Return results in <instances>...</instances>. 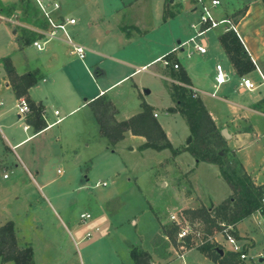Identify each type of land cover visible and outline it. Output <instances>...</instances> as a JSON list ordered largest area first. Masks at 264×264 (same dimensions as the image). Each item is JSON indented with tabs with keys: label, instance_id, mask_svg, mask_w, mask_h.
<instances>
[{
	"label": "rangeland",
	"instance_id": "1",
	"mask_svg": "<svg viewBox=\"0 0 264 264\" xmlns=\"http://www.w3.org/2000/svg\"><path fill=\"white\" fill-rule=\"evenodd\" d=\"M55 1L60 3L64 13L74 10L80 16L86 29L82 36H73L75 41L84 35L87 37L97 24L104 45L113 40L117 42V37L114 39L113 36L116 31L111 36L104 31L106 24H116L113 18L95 22L90 20L89 10L81 5L80 0ZM236 1L223 0V3L232 7ZM98 6L106 11L117 7L110 0H95L88 5L90 10ZM140 7L146 9L143 4ZM16 13L19 17H15L19 19L21 13ZM0 14L7 16L1 8ZM198 20L199 10L179 12L177 19L167 25L170 32H174L169 45L194 35L192 25ZM150 22L146 20L147 24ZM89 23L94 26L88 27ZM131 23L132 20L126 17L122 25ZM223 28H215L208 35L221 33ZM14 29L20 35L19 24L0 17V60L10 53L23 54L19 51L20 41L13 34ZM128 30L135 32L131 26ZM188 47H185L184 54L182 50L175 54L185 65L197 59L196 54L187 57ZM144 48H148L147 43ZM24 50L31 56L37 53L33 45ZM158 66L162 64L149 65L148 69L130 76L129 80L115 85L108 95L118 109L117 118L120 120L141 111L142 100L152 104L159 113L158 120L171 137L173 147L184 148L191 135L190 129L182 114L166 113V108L174 104L169 90L173 80L162 76L161 70L159 74ZM3 73L4 67L0 63V79ZM99 81L106 86L110 80ZM83 83L89 82L86 79ZM58 107L62 110L61 116L66 115L64 121L42 137L26 142L17 151L6 150L3 141L7 143V139L0 134V149L6 160L4 163L0 161V226L8 221L14 222L17 248L32 247L34 264H132L130 252L133 247L150 252L153 264H172L181 253L179 227L169 217L172 213L185 212L189 206L214 207L231 194L232 189L222 177L219 166L198 162L185 149L177 153L171 149L141 150L140 145L145 139L130 133L111 146L100 136L96 126L77 128L78 120L87 121L84 114L87 118V115L93 116L90 107L74 115ZM13 113L14 110L11 115ZM2 119L0 116V124ZM87 122L91 124L94 118ZM14 130L19 136L24 134L22 125L15 126ZM51 137L52 146L48 149L46 139ZM260 137L261 134L249 133L242 135L239 141H233L239 147L237 158L244 164L247 162L249 170L255 173L264 171V147ZM42 138L45 142L40 141ZM49 151L56 156L47 159L45 156ZM232 158L229 153L227 160ZM33 163L40 165L41 174L46 172L45 180L36 173ZM16 170L22 174L17 175ZM45 181H49L48 184ZM82 213H90L91 218L82 220ZM186 218L195 229V235L186 240L192 248L209 240L229 250L219 229H212V234L208 235L204 223L191 221L189 216ZM244 221L240 229L234 227L248 255V259L242 262L264 264V217L250 216ZM155 243H158L156 247ZM183 262L207 264L196 249L187 252L175 264Z\"/></svg>",
	"mask_w": 264,
	"mask_h": 264
},
{
	"label": "crops",
	"instance_id": "2",
	"mask_svg": "<svg viewBox=\"0 0 264 264\" xmlns=\"http://www.w3.org/2000/svg\"><path fill=\"white\" fill-rule=\"evenodd\" d=\"M15 1L16 0H0V8L2 5H10ZM93 1L95 0H80L81 5L85 6L86 9L90 11H88L87 14L90 20H94L95 22L99 20L109 21L113 18V20L116 21V24L114 25L109 23L106 24L104 26V31L109 36L116 31L113 36L114 39L117 37V42L116 40H113L108 45H104L101 35L98 34L99 27L96 24L95 30H92L91 32L89 31L90 33H87L89 34L87 37L84 35L85 38L82 37L78 42L76 41L78 44H81L86 48V56L83 59L73 53L72 46L62 35L58 39L49 41L43 50L36 48L33 43L29 44L37 49V53L34 56H31L26 50H24L28 45L23 44V42L19 40V31L15 29L13 30V34H15L20 41L19 51L23 54L19 56L20 54L10 53L5 56L11 57L18 74L32 72L36 69L40 70L43 74V79L29 88V98L37 104L42 105L44 118L48 126L41 131H36L32 125H29L27 123V117L19 116L17 112L16 102L19 97L16 96L12 85L9 88H4L0 92V99L4 101V105L0 107V116L3 117L2 123L0 124V134L7 139V143L3 141L6 150L17 151V149L21 148L26 142L42 137L53 127L62 123L66 115L61 116L62 110L58 106H61L71 115H74L87 107L91 108L90 102L98 96L106 95L109 97L108 93L115 85L125 80H129L130 76L143 70L144 66L157 65L160 63L155 62L157 58L168 54L176 44L175 43L172 46L169 45V39L174 32H170L167 25L177 19L179 12L197 11L194 10L192 2H179L177 0H110L116 4L117 7L106 11V9L98 6L95 10H90L88 5ZM221 1L222 6L220 7L219 12L228 16L238 10L247 8L245 13L238 17L236 27L238 36L243 42L256 67L255 70L244 76L252 79L257 84V89L250 91L242 86L241 82L242 77L244 76H240L237 73L233 63L230 61L227 53L222 47L219 41L220 33L208 35L212 30L209 31L207 33V52L205 54L194 52L189 58H192L194 54H196L197 59L188 65L182 63L177 55L175 56V54H173V56L181 63V67L186 69L191 80V87L205 103L217 126L221 130L223 128L228 130L230 134V138L226 139L228 146L238 155L239 147L237 148L233 141H239L244 134H261L260 140L263 139L262 146L264 147V0H237L232 7L223 3V0ZM142 4L146 6V9L140 7ZM166 9H179L180 11L174 17L165 20L164 14ZM16 12L19 11H15L10 16L0 14V17L9 18L15 15L19 17ZM56 13L64 17H75L77 19V23L70 26L72 36L80 37L84 34L83 32L86 28L82 24L80 16L75 13L74 10L69 13H64L61 6V9ZM145 16L148 18L146 20H151L150 23H146ZM126 17H128L129 20H132L131 25H122L123 19ZM15 18L20 23V26H26L37 31L48 28V24L46 28H40L23 22L20 18ZM153 20H156L157 22ZM89 25L88 27H93L94 23H89ZM129 26L135 29V32L128 30ZM180 40L181 39H178V42ZM146 43L148 44L147 49L144 48ZM182 54H184V52H182ZM217 64L223 65V68L229 77L228 81L220 86L216 83ZM157 70H159V74L162 71V76L173 80L171 76L167 75V68L163 65L158 66ZM86 79L89 82L87 84L83 83ZM100 79L110 81H108L109 83H107L106 86H102L99 81ZM0 81H10L5 70ZM214 92L217 93L216 96L213 95ZM219 92L221 94H219ZM7 104H11V106ZM171 106H175V102ZM167 108V114L180 113L168 112ZM13 110L14 113L11 115ZM56 110H59V115L55 114ZM154 111V114H157L156 117L158 119L159 113L155 110V107ZM92 115L94 122L89 124L87 121H89V119L92 120L93 118L90 117V115H87V118L84 114V118H86L87 121L84 119L78 120V124L76 125L77 128L79 129L86 125H93L99 130V125L93 111ZM59 118L60 121H57ZM17 125L23 126L24 134L19 136L14 130V127ZM30 130H32V133H28ZM165 131L169 139H171L168 131ZM139 137L145 139L143 136ZM41 140H43V138L40 139V141ZM42 142L45 141L43 140ZM46 146L48 149L52 146V137L46 139ZM39 149H41V146ZM3 155L4 152L0 149V161L4 163L6 160ZM16 155L20 161H22L21 155L17 152ZM53 155L49 151L45 157L50 159L51 157L56 156V154ZM33 164L36 173L45 180L46 172L44 171L41 174L40 165ZM243 165L257 184L264 183V171L255 173L249 170V164L247 162H245V164L243 163ZM16 167L19 168V165H16ZM15 172L17 175L22 174V172H19L18 170ZM5 174L6 173L3 175L4 177ZM48 182L49 181H45V184H48ZM187 208L196 207L189 206ZM252 216L259 219V217H264V214L255 213ZM245 222L246 221L243 220L235 227L240 229L241 225ZM236 238L242 245H244L241 241V237L236 236ZM194 249L197 250V248H191L187 250V252L193 251ZM187 252L185 255H187ZM201 255L204 262L207 264H215L203 254ZM177 260H179V257L176 258L172 264H175ZM182 264L185 263L183 262Z\"/></svg>",
	"mask_w": 264,
	"mask_h": 264
},
{
	"label": "trees",
	"instance_id": "3",
	"mask_svg": "<svg viewBox=\"0 0 264 264\" xmlns=\"http://www.w3.org/2000/svg\"><path fill=\"white\" fill-rule=\"evenodd\" d=\"M247 8L230 14L234 22ZM1 11L10 16L15 11L21 13V21L30 25L46 28L47 21L41 15L34 0H17L10 5H2ZM180 10H165L164 19L174 17ZM42 34L26 26H20L19 40L23 44H32ZM219 41L233 63L240 76L255 70V64L246 50L243 42L234 30L221 32ZM175 61L178 59L173 58ZM4 70L10 80L16 96H25L30 104L31 112L27 116V123L36 131L45 129L48 124L43 117V107L29 98V88L43 79V74L36 69L32 72L18 74L10 56L1 58ZM167 75L173 82L169 90L175 106L167 108L168 112H180L186 119L190 129L189 143L184 148L175 149L166 131L154 114V107L145 100L141 101V111L133 116L118 120V109L112 100L101 95L90 102L91 109L99 125V134L108 140L109 145L115 146L123 140L126 133L145 137L140 149H171L174 153L183 149L189 151L198 162L217 164L222 177L229 183L232 192L220 204L214 207L202 205L188 208L183 212L191 221H199L206 225L207 234L212 229H220V223L236 226L255 213L264 214V184H257L251 174L245 169L242 161L237 158L234 150L230 149L221 129L217 126L205 103L199 95H195L191 87V80L184 67L167 69ZM233 158L227 160L228 154ZM233 234L237 236L236 231ZM161 241L164 239L161 238ZM165 242V241H164ZM166 243V242H165ZM167 244V243H166ZM158 243H155V247ZM190 245V243H189ZM174 246V244H173ZM191 247V245H190ZM197 250L215 264H243L240 255L230 250H224L216 243L206 241ZM222 251V252H221ZM133 264H153L152 254L138 247L131 249ZM13 262L14 264H34L32 247L17 248L15 224L8 221L0 226V264Z\"/></svg>",
	"mask_w": 264,
	"mask_h": 264
},
{
	"label": "built area",
	"instance_id": "4",
	"mask_svg": "<svg viewBox=\"0 0 264 264\" xmlns=\"http://www.w3.org/2000/svg\"><path fill=\"white\" fill-rule=\"evenodd\" d=\"M37 6L40 9L42 16L45 18L48 24L47 29L38 30L42 37L36 39L33 42V45L39 50H43L45 45L53 40L58 39L61 35L64 36V39L72 46L73 53L78 55L80 58H85L86 56V48L78 44L74 39L70 32V26L77 23V19L75 17H64L56 12H58L61 8V5L58 1L55 0H34ZM179 2H192L194 5V10H199V20L194 23L192 26L194 28L195 34L190 36L188 39L182 41L180 40L178 44H176L173 49L166 55L157 58L155 62H160L165 68H174L179 69L181 67V63L177 60L175 61L172 56L176 54L179 50L182 52L185 50V47H188L186 52L187 56L190 57L194 52H199L201 54H205L208 50L207 46V33L215 28H219L223 26V31L234 30L237 32L236 23L233 18L226 14H221L219 12L220 7L222 6L221 0H177ZM2 17V16H1ZM4 18V17H2ZM10 22L15 24H20L15 16H11L9 18H5ZM238 34V33H237ZM148 69V66H144L143 70ZM217 74H216V83L218 86L224 84L228 81L229 77L222 64H217L216 66ZM264 81V78H263ZM242 86L250 91H254L257 89V84L247 76L242 77ZM11 87L10 81H0V92L4 88ZM194 94L197 95L195 90ZM214 96L217 95L216 92L213 93ZM4 105V101L0 99V107ZM16 109L19 116L27 117L31 112L30 104L28 99L25 96H21L17 98ZM56 115H59V110L55 111ZM155 116L157 114L155 113ZM44 117V113H43ZM60 121V118L57 120ZM7 177V175H5ZM264 184V183H260ZM264 203V197H263ZM259 213V212H258ZM91 218L90 213H82L81 219L86 221ZM170 221L175 223L179 227L178 231V241L180 243L179 249L180 253L178 257L183 259L187 250L191 249L189 243L186 242L187 239L191 238L195 235V229L191 222L187 220L184 216L183 212L181 214L172 213L169 217ZM221 228L219 229V234L224 238V241L228 244L229 250L238 253L240 255V260L245 261L248 259V255L245 253V247L242 245L236 236L233 234L234 225L227 224L225 222L220 223ZM90 236V235H89ZM207 241V240H206ZM206 241H202L200 245L206 243ZM209 241V240H208ZM198 245V246H200Z\"/></svg>",
	"mask_w": 264,
	"mask_h": 264
},
{
	"label": "water",
	"instance_id": "5",
	"mask_svg": "<svg viewBox=\"0 0 264 264\" xmlns=\"http://www.w3.org/2000/svg\"><path fill=\"white\" fill-rule=\"evenodd\" d=\"M221 132H222L223 136H224L226 139L230 138V134H229V132H228V130H227L226 128H223V129L221 130ZM189 141H190V140H188V143H189ZM221 252H222V251H221Z\"/></svg>",
	"mask_w": 264,
	"mask_h": 264
}]
</instances>
